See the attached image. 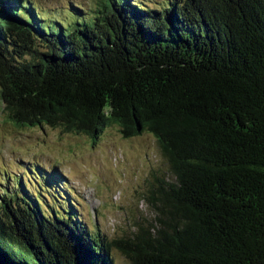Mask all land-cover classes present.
Segmentation results:
<instances>
[{"label": "trees", "instance_id": "obj_1", "mask_svg": "<svg viewBox=\"0 0 264 264\" xmlns=\"http://www.w3.org/2000/svg\"><path fill=\"white\" fill-rule=\"evenodd\" d=\"M76 21L49 30L0 0L3 107L18 126L152 134L173 178L156 190L160 228L104 241L11 197L0 264H113L112 246L130 264H264V0H103Z\"/></svg>", "mask_w": 264, "mask_h": 264}, {"label": "rangeland", "instance_id": "obj_2", "mask_svg": "<svg viewBox=\"0 0 264 264\" xmlns=\"http://www.w3.org/2000/svg\"><path fill=\"white\" fill-rule=\"evenodd\" d=\"M102 1L24 3L36 10L41 26L56 31L59 24L73 25L98 13ZM135 1L162 11L175 0ZM34 44L43 48L40 40ZM160 179L173 180L152 134L126 138L118 126L110 125L92 139L62 126H18L0 99V204L11 197L20 196L17 201L23 202L22 196H37L43 210L72 217L104 241L132 240L143 230L154 233L160 228ZM110 255L113 264H130L114 246Z\"/></svg>", "mask_w": 264, "mask_h": 264}]
</instances>
